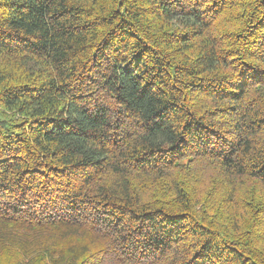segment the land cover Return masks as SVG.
Wrapping results in <instances>:
<instances>
[{
  "label": "trees",
  "instance_id": "1",
  "mask_svg": "<svg viewBox=\"0 0 264 264\" xmlns=\"http://www.w3.org/2000/svg\"><path fill=\"white\" fill-rule=\"evenodd\" d=\"M0 264H264V0H0Z\"/></svg>",
  "mask_w": 264,
  "mask_h": 264
}]
</instances>
